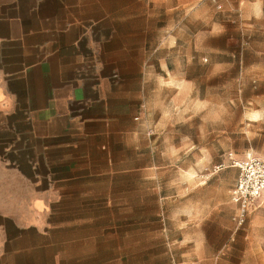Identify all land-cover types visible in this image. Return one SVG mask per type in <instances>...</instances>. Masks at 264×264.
I'll return each instance as SVG.
<instances>
[{
  "label": "rangeland",
  "instance_id": "374dc122",
  "mask_svg": "<svg viewBox=\"0 0 264 264\" xmlns=\"http://www.w3.org/2000/svg\"><path fill=\"white\" fill-rule=\"evenodd\" d=\"M77 20L52 68L90 89L69 115L91 135L77 139L66 178L31 179L34 192L20 178L3 195L19 205L3 210L19 222L4 264H242L238 251L263 253L264 197L246 229L253 213L238 223L229 170L231 156L264 159V0H84ZM44 153L35 141L19 168L58 173ZM225 213L231 234L254 239L212 224Z\"/></svg>",
  "mask_w": 264,
  "mask_h": 264
},
{
  "label": "crops",
  "instance_id": "0c3cea01",
  "mask_svg": "<svg viewBox=\"0 0 264 264\" xmlns=\"http://www.w3.org/2000/svg\"><path fill=\"white\" fill-rule=\"evenodd\" d=\"M83 4L84 0H0V264H4L6 242L17 238L19 229L18 218L3 213L5 208L18 210L17 198L5 199L3 195L18 194L20 178L26 179L22 187L32 192L35 185L31 179L66 178L67 163L75 161L80 146L77 139L91 135L84 132L87 124L76 121L77 115H69V111L80 108L90 89L78 83L81 81L76 76L73 79L64 75L63 68H52L54 59L63 57L60 51L68 46L67 35L76 33L80 26L77 18L82 16ZM69 44L76 46L77 40ZM52 50L55 52L50 53ZM35 141L45 146L44 158L57 166L58 173L51 169L44 175L36 169L26 173L19 168L20 153L29 162L35 160L28 155ZM229 172L237 170L231 168ZM33 205L39 208L42 204L34 201ZM260 211L256 204L246 229L261 222L255 220ZM212 222L228 238L254 239L250 233L231 234L233 223L228 213ZM7 226L11 229L8 235ZM202 240H206V234ZM238 252L244 258L242 264H252L253 256L264 254L252 248Z\"/></svg>",
  "mask_w": 264,
  "mask_h": 264
},
{
  "label": "built area",
  "instance_id": "2783aa9c",
  "mask_svg": "<svg viewBox=\"0 0 264 264\" xmlns=\"http://www.w3.org/2000/svg\"><path fill=\"white\" fill-rule=\"evenodd\" d=\"M230 163L231 167L239 170L235 187L232 190V200L239 206L236 219L239 224H243L264 194V159L248 155L240 160L231 156Z\"/></svg>",
  "mask_w": 264,
  "mask_h": 264
}]
</instances>
